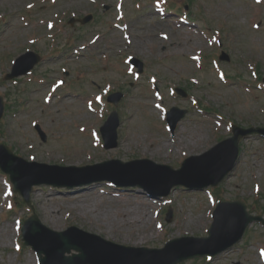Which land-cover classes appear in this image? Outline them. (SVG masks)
<instances>
[{
  "label": "rangeland",
  "instance_id": "obj_1",
  "mask_svg": "<svg viewBox=\"0 0 264 264\" xmlns=\"http://www.w3.org/2000/svg\"><path fill=\"white\" fill-rule=\"evenodd\" d=\"M31 1L35 2V5L29 10L25 9V4ZM114 2L115 0H96L95 3L89 0H58L54 5L43 3L42 0H0V92L5 94V98L10 99L15 107L10 114L5 115L4 121L0 124L2 130L0 139L16 154L26 160L29 152H34L36 159L38 157L47 159L48 155L55 154L50 163L66 166L92 164L111 158L129 160L134 157H148L155 162L167 163L176 168L182 156L201 153L215 144L218 137H224V124L219 126L218 131L214 130L216 127L214 113L199 114L190 109L188 99L167 98L166 103L169 106L177 105L189 109L187 116L175 129L177 133L173 140L181 141L182 145V148L175 149L168 135L163 130H157L162 127V123L154 119L157 113L151 107L153 97L147 80L150 72L157 75L160 85L173 80L178 82L180 87L186 85L187 81L184 80L186 76L197 75L201 82L198 86L191 87L190 92H195L201 99L206 98L213 110L227 116L232 115L241 126L263 124L264 112L260 111V107L264 108V97L254 89L251 93L246 92L239 84L238 78L249 80L247 61H251L252 64L258 61L257 68L264 75V1L255 4L252 0H194L193 13L201 22L198 24L200 28H197L184 25L177 27L176 24L179 22L176 19L177 15L168 14L167 17L161 18L151 7L153 0L140 1L143 4L140 10L134 8L135 0H125L126 23L131 38L133 37L130 44L123 40L120 31L108 24L115 13ZM103 3L108 5V12L100 6ZM63 10L66 18H70V14L80 17L92 13L97 14L98 19L84 27L66 25L59 28L55 14ZM41 18L44 22L39 24ZM46 19L55 20L51 30L45 26ZM256 21L261 25L259 29H253V22ZM204 22L222 29V47L232 58L224 67L231 75H236L233 82L222 83L214 74H209L208 70L200 72L188 60L189 54L195 50L192 42H197L196 46L200 43L205 52L216 49V45L210 46L201 33L203 31L201 28H205ZM47 32L55 35L48 37ZM97 32L99 38L95 43L89 44L83 55L78 58L73 49L81 44H88L91 36ZM162 33L168 37L163 38ZM186 36L189 38L187 48L184 47V43L188 41ZM31 37L38 39L30 44L28 39ZM48 43L54 44V49L50 53L48 52L51 45ZM175 43H181L179 44L181 47H177ZM127 46L128 49L124 50ZM30 47L32 51L40 52L45 57L35 69V72L43 77L44 82H30L24 76L18 78L17 83L4 80L1 72L9 71L15 57ZM6 52L11 54H5ZM127 52L133 53L145 65L142 76L135 85H131L134 82L130 75L125 73V65L120 61L122 55ZM101 54H106L108 60L102 61ZM61 66L74 71L69 78L66 77L71 86H65L62 92H59L63 97L54 98L47 105L42 97L50 81L56 75L62 74ZM171 68L178 71L172 74ZM77 73L85 74L77 76ZM93 79L100 85L105 81H111L125 91L116 107L120 113V121L117 129L118 144L115 148L95 147L91 138L86 135L87 128L99 119L94 114L89 118H83V115H88L89 112L85 106V99L89 98L88 93L96 91L92 84ZM123 90L119 91L124 92ZM161 90L166 92L164 88ZM60 94L50 91L48 96ZM76 94L80 97L75 96ZM92 101L95 103V110L101 114L106 113L103 107L106 106L105 102L98 104L97 98L96 102L94 98ZM32 121H37L46 134L45 142L40 140L35 128L31 126ZM92 121L93 123L88 124ZM83 125L86 130L81 131L79 127ZM150 140L157 144H170L171 148L169 151L164 148L155 150L150 146ZM29 144L33 147L29 148ZM75 147L81 151L82 163L76 158H67V152ZM85 151L97 152L100 155L89 159ZM111 170H115V166H111ZM102 171L109 173V170ZM52 173L55 179L61 180L59 174ZM253 173L257 176H253ZM88 174L81 178L99 175L90 172ZM130 176L122 175L118 178L134 180V177ZM222 183L225 190L223 196L231 199L243 198L251 212L255 210L254 207L251 208L253 203L264 206L262 137L253 135L242 140L239 160L234 171ZM254 183L261 185L259 193L262 196L258 199L254 198L257 194L253 191ZM2 189L0 178V192ZM212 189L222 192L223 188L220 185ZM140 190L137 187L111 188L105 182L72 189L43 184L33 187L31 204L41 222L49 228L60 231L69 225H75L116 243L132 246L162 247L166 238L203 235L211 222L210 210L213 206L208 202L204 190L199 192L174 188L171 194L173 216L169 221L165 220L166 206L162 207V203L151 201ZM136 191L143 195V200L130 196L137 193ZM69 193H76V197L74 199L64 197ZM46 194H56L59 198L47 202L44 201ZM15 202L19 203L18 199H15ZM14 208H11V213H14ZM58 209L62 214L58 217L60 226L54 227L51 222V218L54 217L52 211ZM256 210L259 212L258 208ZM121 211L125 212L126 219H121ZM129 211L133 212V217L135 214V219L129 216ZM2 213L0 208V226L8 227V230L12 231L13 219L2 222ZM22 214L27 216L28 213L24 211ZM142 218L145 221L139 224ZM158 224L162 226L159 228ZM249 232L254 240H251L249 235H244L239 243L215 255L211 261L191 258L178 264H262L255 243L263 242L262 229L253 224ZM143 233L150 236L141 242H134L138 240L139 234ZM207 246L194 243L186 248L184 253L201 250ZM217 246L218 243L215 242L209 247ZM23 250L20 254L14 251L13 238L6 239L3 236V242H0V264H36V255L31 248L26 247Z\"/></svg>",
  "mask_w": 264,
  "mask_h": 264
},
{
  "label": "water",
  "instance_id": "obj_2",
  "mask_svg": "<svg viewBox=\"0 0 264 264\" xmlns=\"http://www.w3.org/2000/svg\"><path fill=\"white\" fill-rule=\"evenodd\" d=\"M7 170L11 172L13 175L15 181H16V175L14 173L13 169L5 167ZM109 178L110 177H106ZM219 218L217 217V221ZM225 220V219H224ZM86 237L89 238H95L91 235H86ZM233 240L229 241L225 246L229 245ZM31 244L39 251V252H45L46 256L42 258L43 264H147L149 259L144 257H138V259L134 258H127L126 256H120L118 253H115L111 249H107L105 247L98 248L97 245H94L95 247H89L83 243H79V245L75 246H66L62 248H53V245H49L48 247H44L41 245L38 241H31ZM106 246L114 247V248H122L118 245H114L111 243H105ZM225 246H222L224 248ZM74 248L81 253L78 255H74L71 257H66L64 255V252H68L70 248ZM221 248V249H222ZM126 250H131L130 248H123ZM161 252V251H158ZM190 256V255H189ZM188 257V256H187ZM186 257H181L178 259H175L171 261L169 264H175L178 260H183ZM82 261V262H81Z\"/></svg>",
  "mask_w": 264,
  "mask_h": 264
},
{
  "label": "bare ground",
  "instance_id": "obj_3",
  "mask_svg": "<svg viewBox=\"0 0 264 264\" xmlns=\"http://www.w3.org/2000/svg\"><path fill=\"white\" fill-rule=\"evenodd\" d=\"M169 146H170V145H169ZM169 146H168V147H169ZM157 148H158V147H157ZM68 154H71V156H67V158H71V157H79V156H80V152H79V150H77V149L68 152ZM94 155H97V154H94ZM53 156H54V155H53ZM78 160H79V159H78ZM131 196H133V197H137V196H141V195H139V194H135V195H131ZM69 197L72 198L73 195L69 194ZM140 198H142V197H140ZM57 199H58V197L54 196L53 194H46L45 197H44V201H47V202H51V201H53V200H57ZM135 213H136V212H135ZM52 214L54 215V217L51 218L52 225H53L54 227H59L60 224H59V222H58V217H59V216H62V214L60 213V210L58 209V210H56V211H52ZM129 216H132V217H133V212L129 211ZM135 218H136V217H135V214H134L133 219H135ZM121 219H126V214H125L124 211H121ZM144 221H145V219L142 218V219L140 220L139 224H140V223L142 224V222H144ZM129 222H133V221H129ZM137 222H138V221H137ZM147 223H149V221H147ZM0 230L4 231V235H5V236H10V235H11V232H10L8 229L5 230V228H0ZM148 236H150V234H149V235H148V234L146 235V234H144V233H143V234H139L138 240H135L134 242H141V241H143V240H144L146 237H148Z\"/></svg>",
  "mask_w": 264,
  "mask_h": 264
},
{
  "label": "snow or ice",
  "instance_id": "obj_4",
  "mask_svg": "<svg viewBox=\"0 0 264 264\" xmlns=\"http://www.w3.org/2000/svg\"><path fill=\"white\" fill-rule=\"evenodd\" d=\"M97 99H99V97Z\"/></svg>",
  "mask_w": 264,
  "mask_h": 264
}]
</instances>
